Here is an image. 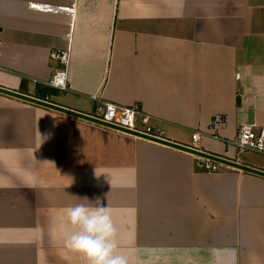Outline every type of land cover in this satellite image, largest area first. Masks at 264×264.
Listing matches in <instances>:
<instances>
[{
    "label": "crops",
    "instance_id": "crops-1",
    "mask_svg": "<svg viewBox=\"0 0 264 264\" xmlns=\"http://www.w3.org/2000/svg\"><path fill=\"white\" fill-rule=\"evenodd\" d=\"M68 48L61 92L51 54ZM0 87L91 117L98 91L170 142L203 131L200 151L264 172L233 145L239 125L264 127V0H0ZM216 115L227 122L213 136ZM199 163L0 94V264H87L63 233L69 208L97 201L133 264H264V177Z\"/></svg>",
    "mask_w": 264,
    "mask_h": 264
},
{
    "label": "built area",
    "instance_id": "built-area-1",
    "mask_svg": "<svg viewBox=\"0 0 264 264\" xmlns=\"http://www.w3.org/2000/svg\"><path fill=\"white\" fill-rule=\"evenodd\" d=\"M29 7L33 11H39L47 14H65L69 15L70 17L75 15V5L59 6L52 4L31 3ZM51 58L57 61L62 66V69L58 70L54 74L47 85L61 92L66 91L68 83V66L70 62L69 48L52 53ZM236 77L239 78V75H236ZM90 99L97 104L96 116L93 118L118 129L135 133L137 135H142L147 139H142L136 136L134 137L146 140L156 145L163 146L158 142L168 141L165 130L160 127L153 126L151 124L152 118L149 115L143 113L139 106L134 105L131 107H123L104 101L98 96V91L91 95ZM226 122V116L216 115L210 128L211 134L215 136L213 133L222 129ZM202 136H204L203 131H194L192 133L193 145L190 148L199 150L196 144L200 141ZM233 145L241 154H248V152L264 154V127L258 129L256 125H239L237 136L233 142ZM198 166L208 173H218L220 166L222 165L200 158V163Z\"/></svg>",
    "mask_w": 264,
    "mask_h": 264
},
{
    "label": "clouds",
    "instance_id": "clouds-1",
    "mask_svg": "<svg viewBox=\"0 0 264 264\" xmlns=\"http://www.w3.org/2000/svg\"><path fill=\"white\" fill-rule=\"evenodd\" d=\"M91 205L67 210L69 226L63 233V246L85 257L87 264H133L129 256L117 251L116 227L108 208L99 201Z\"/></svg>",
    "mask_w": 264,
    "mask_h": 264
},
{
    "label": "water",
    "instance_id": "water-1",
    "mask_svg": "<svg viewBox=\"0 0 264 264\" xmlns=\"http://www.w3.org/2000/svg\"><path fill=\"white\" fill-rule=\"evenodd\" d=\"M0 94H4V95L10 96V97H14L16 99H20L22 101H25V102H28V103H32V104H35V105H38V106H41V107H44V108H48L50 110H54V111H57V112H60V113H64V114H67V115H70V116H73V117H77V118H80V119H83V120H86V121H89V122H92V123H95V124H98V125L110 128V129H114V130L129 134V135H132V136L140 137L142 139H147L146 137H144L142 135H137L135 133H130V132L118 129V128L114 127V126L107 125V124H105V123H103V122H101V121H99V120H97V119H95V118H93L91 116L80 114V113H77V112L62 108L60 106L54 105L52 103H49V102H46V101H43V100H39V99L30 97V96H27V95H24V94H21V93L13 92V91L6 90V89L0 87ZM158 143L163 145V146H166V147H169V148L181 151V152L189 153V154H191V155H193L195 157L201 158V159L210 160L212 162H215V163H218V164H221V165H224V166H228V167L240 170V171H244V172H247V173H251V174H255V175L264 177V172L263 171H260V170H257V169H254V168H251V167H248V166H245V165H242V164H239V163L227 160V159H223V158H220V157L212 156V155L206 154V153H204V152H202L200 150H195V149H192L190 147L179 145V144H176V143H173V142H170V141H163V142H158Z\"/></svg>",
    "mask_w": 264,
    "mask_h": 264
},
{
    "label": "rangeland",
    "instance_id": "rangeland-1",
    "mask_svg": "<svg viewBox=\"0 0 264 264\" xmlns=\"http://www.w3.org/2000/svg\"><path fill=\"white\" fill-rule=\"evenodd\" d=\"M245 157H248V159L254 158V157H262L263 158L264 157V154L248 152V154Z\"/></svg>",
    "mask_w": 264,
    "mask_h": 264
},
{
    "label": "trees",
    "instance_id": "trees-1",
    "mask_svg": "<svg viewBox=\"0 0 264 264\" xmlns=\"http://www.w3.org/2000/svg\"><path fill=\"white\" fill-rule=\"evenodd\" d=\"M46 93H47V90H44V91H43V94L45 95Z\"/></svg>",
    "mask_w": 264,
    "mask_h": 264
}]
</instances>
